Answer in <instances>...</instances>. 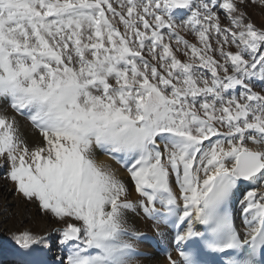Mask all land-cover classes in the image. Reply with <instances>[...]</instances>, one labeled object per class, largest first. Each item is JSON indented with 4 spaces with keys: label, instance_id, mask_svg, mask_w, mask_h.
I'll return each mask as SVG.
<instances>
[{
    "label": "snow or ice",
    "instance_id": "6c2138e0",
    "mask_svg": "<svg viewBox=\"0 0 264 264\" xmlns=\"http://www.w3.org/2000/svg\"><path fill=\"white\" fill-rule=\"evenodd\" d=\"M249 6L264 0H0V160L60 225L56 264H136L131 213L175 229L167 264H264V27Z\"/></svg>",
    "mask_w": 264,
    "mask_h": 264
},
{
    "label": "bare ground",
    "instance_id": "6f19581e",
    "mask_svg": "<svg viewBox=\"0 0 264 264\" xmlns=\"http://www.w3.org/2000/svg\"><path fill=\"white\" fill-rule=\"evenodd\" d=\"M8 115L10 116L12 115L11 110H9ZM15 119L17 121L18 132L21 138L24 139L28 143V145L31 147L36 141V139L38 138L39 134L27 122V120L20 118L18 116H16ZM97 162L101 165H110L113 169H119V175L127 181L128 179L126 176L127 174L124 172V170L120 168V166L117 165L115 162H113L108 157L103 155L102 153H98ZM6 170H8V165L5 164L2 160H0V175L3 174V172ZM5 176L7 177V174ZM1 182H0L1 198L2 197H7V198L5 201H4V198L3 200H0V233H1L0 234L1 235L0 236L1 237L0 246L6 249L5 251L0 252V258L1 259L4 258L5 255L7 254L6 256H9L7 259L24 260L23 262H21L24 264H30V262L35 259L44 260L47 262V264H56V257L60 255L61 253L59 251L58 246L55 247V244H53V247L50 248V250L43 249L42 254H36L33 256H25L22 254V250L18 249V247L14 244L11 237L14 233L24 232V231L31 232L34 235L48 237L50 236V233H51L49 232L50 228L54 229L53 233L54 235L58 237V234L55 231V229L60 227V225L54 223L51 220V218H48L49 221L51 222L49 223L47 222V224H45V222H43V216H41L42 218L38 216V215H43L39 211L38 207L33 203L25 201L22 197L18 196V194H16V198L12 200L10 198V193L12 192V189H11L12 187L10 188V183L12 182L9 181L10 182L9 187H8V184H7V187L3 186L5 184ZM129 187H131V185H129ZM260 191H264V188L260 189ZM14 196H12V198ZM131 198L133 200L136 199L135 195H133ZM10 205H13V206H10ZM238 215H239V210H238ZM129 220H130V223L134 227L138 228L142 233L147 231L149 224L145 220H143L141 216H138L135 213H131L129 216ZM27 221H29V226L27 228L20 227V225H22L23 223H26ZM237 222L241 226L240 219H238ZM47 225L50 226L48 230H47L48 227L46 228ZM52 239L55 240L54 237ZM52 239H50L49 241H51ZM21 263H18V264H21ZM164 263H165L164 259L161 256L155 255V254H151L148 258H137V261H136V264H164Z\"/></svg>",
    "mask_w": 264,
    "mask_h": 264
},
{
    "label": "rangeland",
    "instance_id": "374dc122",
    "mask_svg": "<svg viewBox=\"0 0 264 264\" xmlns=\"http://www.w3.org/2000/svg\"><path fill=\"white\" fill-rule=\"evenodd\" d=\"M261 10H263V11H261ZM247 11H248V13H249V15L251 16V19H252V21H253V23L257 26V27H264V8H261V7H259V6H249L248 8H247ZM182 35H183V33H181ZM234 50V49H233ZM257 84L259 85V82H257ZM7 168V167H6ZM7 171L8 170H6V171H4L3 172V174H1L0 175V179H1V181L2 180H4V181H0L1 183H3V184H5V185H3V186H5V187H7V184H8V187H9V181L10 180H8L7 179V177L5 176L6 174H7ZM14 185L12 184V183H10V188L12 189V192L10 193V198L12 199V200H14V198H16V194L17 193H15L14 192V187H13ZM14 196L13 198H12V196ZM134 195V194H133ZM19 196V195H18ZM0 198H1V193H0ZM3 198H4V201L6 200V198L7 197H2L0 200H3ZM10 206H13V205H10ZM39 217H41V216H43V222H45V224H47V222L49 223V222H51V221H49V217H46L45 218V216L44 215H38ZM42 218V217H41ZM29 226V221H27L26 223H23L22 225H20V227H22V228H27ZM48 227V228H47ZM49 227L50 226H46V228H47V230L49 229ZM50 229H52V228H50ZM49 229V232H51L50 233V236H48L47 238H48V243L50 244V242H49V240L50 239H52L53 237L55 238V241L58 239V237L56 236V235H54V229H52V230H50ZM1 234V233H0ZM1 236V235H0ZM52 236V237H51ZM1 238V237H0ZM50 238V239H49ZM53 246H50V248H52ZM56 247V246H55ZM6 249H4V247H1L0 246V252H3V251H5ZM56 250V249H55ZM54 250V251H55ZM6 254V253H5ZM4 254V255H5ZM9 255V254H8ZM6 256V255H5Z\"/></svg>",
    "mask_w": 264,
    "mask_h": 264
}]
</instances>
